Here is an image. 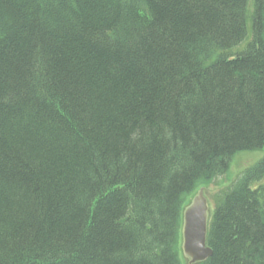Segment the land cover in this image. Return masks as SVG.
Instances as JSON below:
<instances>
[{"label": "trees", "instance_id": "trees-1", "mask_svg": "<svg viewBox=\"0 0 264 264\" xmlns=\"http://www.w3.org/2000/svg\"><path fill=\"white\" fill-rule=\"evenodd\" d=\"M262 148L264 0H0V264H181L184 198ZM206 243L264 264V157Z\"/></svg>", "mask_w": 264, "mask_h": 264}, {"label": "rangeland", "instance_id": "rangeland-1", "mask_svg": "<svg viewBox=\"0 0 264 264\" xmlns=\"http://www.w3.org/2000/svg\"><path fill=\"white\" fill-rule=\"evenodd\" d=\"M246 29L248 31L247 37L237 49L234 50L236 53L244 48L246 40L250 37V22L247 19ZM264 157V148L256 151H242L238 152L233 156L229 163L227 172L212 180L210 183H201L195 190L183 200L182 211L190 208L191 206H197L200 209H205L207 214V221H210L212 211L214 210L215 204L221 194L228 190L242 175V173L253 164L258 162ZM257 185H253L256 187ZM182 213V217H183ZM208 223V222H207ZM183 224L180 226V242H179V260L181 264H199L198 262H191V257L186 254L183 250Z\"/></svg>", "mask_w": 264, "mask_h": 264}, {"label": "water", "instance_id": "water-1", "mask_svg": "<svg viewBox=\"0 0 264 264\" xmlns=\"http://www.w3.org/2000/svg\"><path fill=\"white\" fill-rule=\"evenodd\" d=\"M205 209L191 206L183 213V250L191 257V262H202L211 256V250L206 247Z\"/></svg>", "mask_w": 264, "mask_h": 264}]
</instances>
